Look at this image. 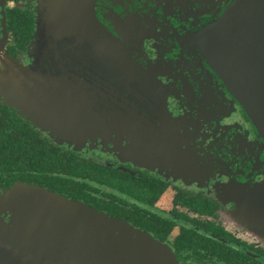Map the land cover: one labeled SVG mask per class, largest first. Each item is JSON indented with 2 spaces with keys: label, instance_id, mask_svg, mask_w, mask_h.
I'll use <instances>...</instances> for the list:
<instances>
[{
  "label": "flooded vegetation",
  "instance_id": "obj_1",
  "mask_svg": "<svg viewBox=\"0 0 264 264\" xmlns=\"http://www.w3.org/2000/svg\"><path fill=\"white\" fill-rule=\"evenodd\" d=\"M233 1L149 0L158 23H152L144 40L146 69L156 66L154 71L168 90L162 96L181 124H162L151 115L132 120L125 115L120 134L78 145L57 143L14 105L0 83L4 144H28L35 137L79 161L95 163L107 176L105 182L86 178L87 187L79 193L85 198L77 199L65 190L45 187V178L38 180L43 174L33 171L37 168L32 166L33 155L12 150L9 164L0 157V234L13 220L1 201L23 182L82 202L150 234L171 248L179 264H264L263 142L208 66L198 80L180 77L177 69L185 66L181 51L199 48L191 43L192 35ZM40 2L0 0V71L9 58L26 67L33 64ZM95 6L99 17L111 15V0H95ZM141 89L142 96L150 97L148 85L143 83ZM152 110L139 109L141 113ZM116 135H122V140H116Z\"/></svg>",
  "mask_w": 264,
  "mask_h": 264
},
{
  "label": "water",
  "instance_id": "obj_2",
  "mask_svg": "<svg viewBox=\"0 0 264 264\" xmlns=\"http://www.w3.org/2000/svg\"><path fill=\"white\" fill-rule=\"evenodd\" d=\"M111 1V15L99 17L95 0H41L33 64L9 58L0 71L9 99L57 143L120 134L125 115L181 124L156 66L146 69L144 40L158 23L151 3ZM192 37L199 48L180 52L178 75L198 80L208 66L264 147V0L233 1ZM143 83L150 97L141 95ZM1 205L13 220L0 234V264H179L150 234L37 185L18 182Z\"/></svg>",
  "mask_w": 264,
  "mask_h": 264
},
{
  "label": "trees",
  "instance_id": "obj_3",
  "mask_svg": "<svg viewBox=\"0 0 264 264\" xmlns=\"http://www.w3.org/2000/svg\"><path fill=\"white\" fill-rule=\"evenodd\" d=\"M14 149H20L22 152H30L33 155L32 166H36L33 171H37L43 176H38V180H43L47 188H55L56 190H65L67 194L77 199L79 193L87 187L84 182L86 178L97 179L100 182H105L107 179L105 171L98 169V166L93 162L86 160H77L74 155L64 153L61 149L51 143H40L33 137L32 141L17 143L9 141V144H4L0 140L1 158H5L9 164L11 162L10 152ZM64 192V191H60Z\"/></svg>",
  "mask_w": 264,
  "mask_h": 264
},
{
  "label": "rangeland",
  "instance_id": "obj_4",
  "mask_svg": "<svg viewBox=\"0 0 264 264\" xmlns=\"http://www.w3.org/2000/svg\"><path fill=\"white\" fill-rule=\"evenodd\" d=\"M94 8H95V7H94ZM94 8H93V11H94ZM4 91L6 92L5 88H4ZM6 94H7V92H6Z\"/></svg>",
  "mask_w": 264,
  "mask_h": 264
}]
</instances>
